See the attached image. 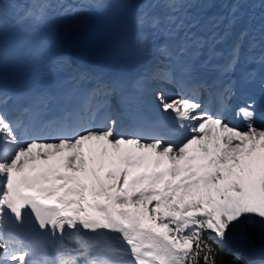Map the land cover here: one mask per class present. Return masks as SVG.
<instances>
[{"label":"snow or ice","instance_id":"6c2138e0","mask_svg":"<svg viewBox=\"0 0 264 264\" xmlns=\"http://www.w3.org/2000/svg\"><path fill=\"white\" fill-rule=\"evenodd\" d=\"M243 2L234 0L230 25ZM164 3L166 17L138 19L172 38L183 27L173 13L186 9V0ZM14 7L16 24H37L46 10L40 3ZM6 16L0 0V40ZM245 39L246 30L217 66L222 75L241 63ZM204 43L186 35L175 47L159 46L160 60L149 73L179 93H155L159 111L189 133L179 144L155 135L151 126L118 132L107 110L118 80L98 82L77 106L50 119L43 99L22 105L13 117L7 107L13 98L0 91V264H216L208 241L223 247L231 229H241V240L264 258V82L258 96L237 105L234 81L193 83L190 46ZM257 45L264 48V27L248 51ZM3 62L0 46V67ZM255 78L251 71L241 75L246 83ZM101 109L99 126H91ZM232 112L244 128L226 120ZM246 228L259 234V248ZM37 230L48 240L33 241Z\"/></svg>","mask_w":264,"mask_h":264},{"label":"bare ground","instance_id":"6f19581e","mask_svg":"<svg viewBox=\"0 0 264 264\" xmlns=\"http://www.w3.org/2000/svg\"><path fill=\"white\" fill-rule=\"evenodd\" d=\"M49 1V0H48ZM148 0H124V2L130 4V5H135L137 6V9L142 10L143 3L147 2ZM52 5L53 8L57 9V14L60 15L61 18V30L63 31V35L65 36L68 32H71L81 26L83 23H85L89 18L90 14L94 11V9L91 8L90 5H87L83 0L76 2L75 0H50L49 1ZM146 5V4H145ZM230 6L233 8L235 6V3L233 0L230 2ZM243 7V12L241 14H244L247 16V13L254 18H257L255 16V12H253V6L249 7V4H242ZM224 9V13H222L221 16V23L219 29L224 30L227 25L228 19H225L227 8H222ZM220 12V10H219ZM151 14L152 12L149 11ZM166 13H170L169 11H166ZM162 13H155L154 16L158 17H166L167 14L165 15V12H163V16L161 15ZM174 15L180 17V19H186V21H192L194 24L199 21L197 24L196 28H204L205 26H208L211 24L210 22H215L214 20H210V15L208 16L207 14L199 15L196 12H191V11H183V12H177L173 13ZM219 16V15H218ZM216 19V18H215ZM218 19V17H217ZM224 21L226 22L225 25ZM258 21H261V25H264V15H261ZM254 22V21H253ZM255 23V22H254ZM263 23V24H262ZM229 24V23H228ZM216 25V24H215ZM261 28V27H260ZM61 36V35H60ZM148 35L144 36L143 39H141V42L144 44V46H148L150 44V41L147 38L154 39V34L151 35L150 37H147ZM61 40L58 38L57 39V45L58 47H61ZM159 87V86H158ZM152 91L154 90V85L152 86ZM67 243L70 246H73L71 241H67Z\"/></svg>","mask_w":264,"mask_h":264},{"label":"rangeland","instance_id":"374dc122","mask_svg":"<svg viewBox=\"0 0 264 264\" xmlns=\"http://www.w3.org/2000/svg\"><path fill=\"white\" fill-rule=\"evenodd\" d=\"M148 1H150L149 5H151L153 3L151 0H148ZM245 1L248 2V3L249 2L251 3V2L255 1L258 5H261V6L264 5V0H245ZM200 2H197L196 0H187L186 1V5L192 6V7H194L193 9H196V7H201V3ZM230 2H231V0H206L204 3L208 4V6H202L201 11H202L203 14H206L207 10L210 9V11H211L210 12L211 13L210 20L211 21L214 20L217 23H219V22H221V19H219V18L215 19V15H217V14L221 15L222 13H224V9H222V8L231 7L230 6ZM162 5L163 4L161 2H157V6L158 7H162ZM163 6H165V5H163ZM219 10H220V12H219ZM158 88H160V87L155 85L154 86V91H157ZM225 246H226V248L229 251L239 250L241 252H244L247 249L242 244L241 239L239 238V236L237 234H235L233 231H232V234L229 237L228 241L226 242Z\"/></svg>","mask_w":264,"mask_h":264},{"label":"trees","instance_id":"16d2710c","mask_svg":"<svg viewBox=\"0 0 264 264\" xmlns=\"http://www.w3.org/2000/svg\"><path fill=\"white\" fill-rule=\"evenodd\" d=\"M232 231L235 234H237L240 238L241 229H231V232ZM244 231H247L248 233H250L252 235V241H253V244L255 245V247L261 243L259 240V234L256 232V230L254 228H246V229H244ZM207 235H208V233L206 232L205 236H207ZM241 242L247 249L244 252H241L240 254H235V253L230 252L226 248L225 245L223 247H221L220 245H218L214 241H208V243L211 244L212 248L216 252V264H249L250 260L253 262V264H264V258L256 257V256H252V255H249V261H247L244 258V254L249 253L251 251L249 250V247L242 240H241Z\"/></svg>","mask_w":264,"mask_h":264},{"label":"water","instance_id":"95a60500","mask_svg":"<svg viewBox=\"0 0 264 264\" xmlns=\"http://www.w3.org/2000/svg\"><path fill=\"white\" fill-rule=\"evenodd\" d=\"M260 246H261V243L258 244L256 247L259 248ZM249 255L256 256V257H260L258 254H254V253H252V252H249V253H246V254L244 255V258H245L247 261H249Z\"/></svg>","mask_w":264,"mask_h":264}]
</instances>
